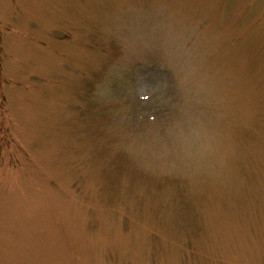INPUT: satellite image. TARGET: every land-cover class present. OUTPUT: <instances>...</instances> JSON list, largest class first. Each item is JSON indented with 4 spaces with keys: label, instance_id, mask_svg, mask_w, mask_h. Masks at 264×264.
Wrapping results in <instances>:
<instances>
[{
    "label": "rangeland",
    "instance_id": "374dc122",
    "mask_svg": "<svg viewBox=\"0 0 264 264\" xmlns=\"http://www.w3.org/2000/svg\"><path fill=\"white\" fill-rule=\"evenodd\" d=\"M0 264H264V0H0Z\"/></svg>",
    "mask_w": 264,
    "mask_h": 264
}]
</instances>
